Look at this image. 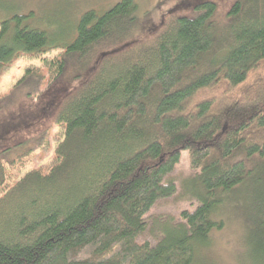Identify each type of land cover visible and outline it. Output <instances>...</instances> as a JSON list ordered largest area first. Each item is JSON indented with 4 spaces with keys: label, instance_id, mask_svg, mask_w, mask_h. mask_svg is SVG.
Instances as JSON below:
<instances>
[{
    "label": "trees",
    "instance_id": "1",
    "mask_svg": "<svg viewBox=\"0 0 264 264\" xmlns=\"http://www.w3.org/2000/svg\"><path fill=\"white\" fill-rule=\"evenodd\" d=\"M193 7L148 35L133 0H119L85 11L63 43L26 15L1 22L0 69L39 55L47 78L25 68L0 106L56 97L37 134L26 109L14 124L22 137L0 157L46 145L51 125L61 139L46 172L6 183L0 164V264H192L229 204L264 264V0H232L221 18L213 0ZM182 151L196 204L162 223L154 244L139 243L144 215L176 191L169 175Z\"/></svg>",
    "mask_w": 264,
    "mask_h": 264
},
{
    "label": "rangeland",
    "instance_id": "2",
    "mask_svg": "<svg viewBox=\"0 0 264 264\" xmlns=\"http://www.w3.org/2000/svg\"><path fill=\"white\" fill-rule=\"evenodd\" d=\"M119 0H0V25L13 14L26 15L25 21L31 27L44 30L53 40L63 43L75 35V27L80 16L87 10L105 11ZM203 0H133L136 4V15L144 34L159 29L169 17L191 15L193 6ZM217 3L216 16L221 18L232 0H213ZM143 24V25H142ZM154 27V30L150 28ZM142 30V29H141ZM61 52L57 47L47 52L44 57H54ZM43 57V56H42ZM39 55H17L9 66L0 69V99L8 94L13 84L21 77L25 68L38 67L47 78ZM47 81L42 82L41 87ZM22 94V92H20ZM56 97L53 90H46L40 97L27 101L20 100L0 106V151L13 145L20 137V128L14 124L29 109L34 113L33 129L38 133L51 120L54 106L51 101ZM29 127V126H28ZM61 139V130L51 125L46 132V145H38L26 156H18L9 151L0 157L6 183L16 181L25 171L38 169L46 172L53 163L54 146ZM189 166L187 152L182 151L178 163L170 173L176 184V191L169 197L161 198L144 215L146 228L137 241L154 244L160 237L159 226L168 220L179 221L183 210L191 211L196 201L184 190V182L195 174ZM237 197V196H235ZM235 201V200H234ZM236 202V201H235ZM228 210L219 213L223 226L214 229L209 235V244L198 253L192 264H256L253 262L249 230L239 217L238 208L227 205ZM158 227V228H157Z\"/></svg>",
    "mask_w": 264,
    "mask_h": 264
}]
</instances>
